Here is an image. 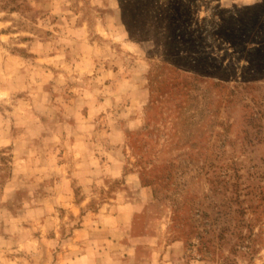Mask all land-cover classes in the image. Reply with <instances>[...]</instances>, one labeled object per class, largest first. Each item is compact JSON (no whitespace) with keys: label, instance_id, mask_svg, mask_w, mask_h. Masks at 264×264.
<instances>
[{"label":"rangeland","instance_id":"374dc122","mask_svg":"<svg viewBox=\"0 0 264 264\" xmlns=\"http://www.w3.org/2000/svg\"><path fill=\"white\" fill-rule=\"evenodd\" d=\"M0 264H264V0H0Z\"/></svg>","mask_w":264,"mask_h":264}]
</instances>
